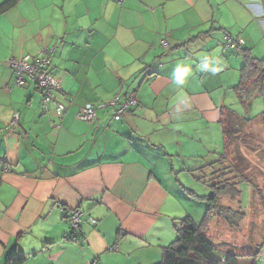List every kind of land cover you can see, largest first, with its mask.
Returning a JSON list of instances; mask_svg holds the SVG:
<instances>
[{
    "label": "crops",
    "instance_id": "obj_1",
    "mask_svg": "<svg viewBox=\"0 0 264 264\" xmlns=\"http://www.w3.org/2000/svg\"><path fill=\"white\" fill-rule=\"evenodd\" d=\"M21 3L0 15V264L17 253L23 264L159 263L174 223L195 222L180 179L205 166L198 150L213 159L223 150L221 109L237 84L224 37L250 52L264 44V0ZM43 48L53 52L60 119L6 65ZM122 94L138 107L119 121L110 109L91 124L77 118ZM78 208L96 224L72 233L65 213Z\"/></svg>",
    "mask_w": 264,
    "mask_h": 264
},
{
    "label": "rangeland",
    "instance_id": "obj_2",
    "mask_svg": "<svg viewBox=\"0 0 264 264\" xmlns=\"http://www.w3.org/2000/svg\"><path fill=\"white\" fill-rule=\"evenodd\" d=\"M30 1L25 0L21 3L20 8L22 10L27 9ZM233 39L236 40L237 38ZM263 47L264 44L257 46L255 49L252 48V57L264 60ZM224 50L229 51L230 56L233 58L234 81L238 83V79L235 80L237 78V75H235V60L239 62V71L243 67V60L241 57L235 56L237 50L228 48ZM11 58L6 60V65ZM243 100L249 106L243 104L233 91H229L227 94L226 106L235 113L238 119L245 123L244 125L237 119L238 136L228 147L227 155L248 181H242L238 184L240 196L237 200L232 201L228 198H222L220 201L223 206L231 208L235 212L240 211L243 213L244 219L237 229H231L213 217L206 233L221 256L231 253L238 256L239 264H264V97L248 87ZM219 140L220 142L222 140L220 136ZM217 148L219 154L222 153V146L218 145ZM198 153H201L199 154L201 156L204 154L200 157L199 165L218 161L220 156L217 153L215 159H213L211 158L213 157L212 154L208 155L202 149L198 150ZM237 154L240 158L239 162L233 160V157ZM203 157L207 158L204 159ZM175 170L178 171L176 164ZM196 176L200 177L201 175L197 173ZM208 179L209 177L197 182L189 175H185L180 179L183 194L188 200L185 207L187 211L192 213L196 225H199L206 215L207 204L202 198L211 193L210 187L204 183ZM185 190L189 193L187 194ZM180 221L174 223L176 227H179ZM255 257L257 258L255 259ZM254 259L253 263L252 260Z\"/></svg>",
    "mask_w": 264,
    "mask_h": 264
},
{
    "label": "trees",
    "instance_id": "obj_3",
    "mask_svg": "<svg viewBox=\"0 0 264 264\" xmlns=\"http://www.w3.org/2000/svg\"><path fill=\"white\" fill-rule=\"evenodd\" d=\"M20 1L5 0L0 3V15L14 8ZM242 46L235 49L243 60V67L239 71L238 83L232 88V91L246 105L243 97L248 87L264 97V60L253 58L250 50L243 49ZM237 119L229 107L221 109L222 153H218L220 155L218 161L203 166L199 170L201 176L195 177L198 182L209 177L208 181L204 183L210 187L211 193L202 198L207 204L206 215L199 225H196L189 217L180 221L179 227H175V241L162 249L161 260L157 264H239L237 255L227 253L221 256L206 233L213 217L231 229H237L244 219L243 213L235 212L231 208L223 206L220 201L222 198L237 200L240 196L238 184L242 181H248L227 155L228 147L238 136ZM241 123L245 125L242 121ZM233 160L239 162L238 154L233 157ZM255 259L252 260L253 263ZM25 260L26 257L17 253L9 256L4 264H23Z\"/></svg>",
    "mask_w": 264,
    "mask_h": 264
},
{
    "label": "built area",
    "instance_id": "obj_4",
    "mask_svg": "<svg viewBox=\"0 0 264 264\" xmlns=\"http://www.w3.org/2000/svg\"><path fill=\"white\" fill-rule=\"evenodd\" d=\"M165 46V42L161 41ZM225 49L235 50L243 45L241 39H231L224 37ZM53 52L48 49H41L35 56L25 55L19 59L11 58L7 61V67L11 70L14 85L24 88L28 84L34 86L35 91L41 96V109L48 111L53 107L54 116L60 119L66 112V107L60 103L56 96L60 92V83L57 77L50 71L51 59ZM138 107V102L133 94L116 95L111 100L97 105H87L80 108L77 118L84 123L91 124L95 121L98 110L112 111L114 121H119L131 113V110ZM18 122V114H14L9 127L14 128ZM6 172L8 170L6 169ZM59 206L58 204L56 205ZM65 217L73 231H78L86 223L96 224V220L87 217L80 209H71L65 213Z\"/></svg>",
    "mask_w": 264,
    "mask_h": 264
},
{
    "label": "clouds",
    "instance_id": "obj_5",
    "mask_svg": "<svg viewBox=\"0 0 264 264\" xmlns=\"http://www.w3.org/2000/svg\"><path fill=\"white\" fill-rule=\"evenodd\" d=\"M201 69H210L213 73L219 71V65H213L207 61L202 62L199 65ZM187 71L185 69H178L175 74V81L177 84H183L185 82V76Z\"/></svg>",
    "mask_w": 264,
    "mask_h": 264
},
{
    "label": "water",
    "instance_id": "obj_6",
    "mask_svg": "<svg viewBox=\"0 0 264 264\" xmlns=\"http://www.w3.org/2000/svg\"><path fill=\"white\" fill-rule=\"evenodd\" d=\"M78 209H79V208H78ZM71 230H72V229H71ZM73 232H75V231L72 230V233H73ZM76 232H77V231H76Z\"/></svg>",
    "mask_w": 264,
    "mask_h": 264
}]
</instances>
